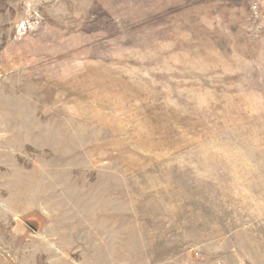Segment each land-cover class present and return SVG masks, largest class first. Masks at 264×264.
<instances>
[{
  "label": "rangeland",
  "instance_id": "rangeland-1",
  "mask_svg": "<svg viewBox=\"0 0 264 264\" xmlns=\"http://www.w3.org/2000/svg\"><path fill=\"white\" fill-rule=\"evenodd\" d=\"M0 264H264V0H0Z\"/></svg>",
  "mask_w": 264,
  "mask_h": 264
},
{
  "label": "bare ground",
  "instance_id": "bare-ground-1",
  "mask_svg": "<svg viewBox=\"0 0 264 264\" xmlns=\"http://www.w3.org/2000/svg\"><path fill=\"white\" fill-rule=\"evenodd\" d=\"M109 257V256H108Z\"/></svg>",
  "mask_w": 264,
  "mask_h": 264
}]
</instances>
